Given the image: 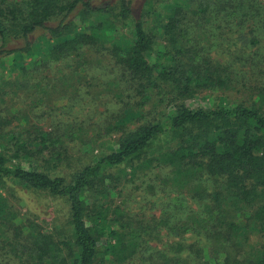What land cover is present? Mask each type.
I'll list each match as a JSON object with an SVG mask.
<instances>
[{"label":"trees","instance_id":"trees-1","mask_svg":"<svg viewBox=\"0 0 264 264\" xmlns=\"http://www.w3.org/2000/svg\"><path fill=\"white\" fill-rule=\"evenodd\" d=\"M88 47L115 59L140 106L156 91L172 109L71 180L25 166L29 140L0 134V220L18 218L8 198L18 186L70 207L71 241L55 242L30 219L15 223L8 242L23 264H97L104 237L116 264H264V0H0V66L10 58L26 76L28 64ZM214 51L229 54L215 61ZM9 85L0 76L1 97ZM231 86L245 98L220 93ZM199 92L216 95L211 106L187 104ZM47 140L42 133L38 153ZM125 165L167 169L156 220L127 204L111 211L108 182H120Z\"/></svg>","mask_w":264,"mask_h":264},{"label":"rangeland","instance_id":"rangeland-1","mask_svg":"<svg viewBox=\"0 0 264 264\" xmlns=\"http://www.w3.org/2000/svg\"><path fill=\"white\" fill-rule=\"evenodd\" d=\"M216 52L213 54L215 61L224 62L226 53L229 54ZM79 58L84 61L78 63ZM7 62L0 66V76L11 82L9 93L0 96V134L16 133L29 140L28 147L33 152L29 156L23 155L25 166L32 164L43 172L61 175L67 180L86 165L94 163L100 155L111 152L126 135L146 123L161 119L172 109L171 104L160 103L156 91L152 92L151 101L140 106L141 95L125 89L121 81V66L106 52L91 47L79 56L73 55L68 61L28 64L26 76L20 75L19 69L12 70L10 58ZM220 93L232 102L245 98L232 86ZM130 94L133 95L131 98ZM215 96L199 92L188 99L187 104L208 107L215 101ZM42 133L48 136V147L38 153L43 147L38 144ZM9 138L10 135L4 138L6 145ZM122 169L126 175L120 182H108L112 187L111 211L117 207L122 209L127 204L134 215L156 220L161 210L153 202L159 203L168 197L161 190L166 186L164 176L167 169L152 166L134 170L130 165L122 166ZM119 170L120 167L111 172L116 175ZM151 186L155 187L154 192L148 190ZM10 191L8 198L18 218L14 220L8 214L6 220H0V264H23L8 242L12 240L9 237L13 236L16 222L24 226L30 219L38 230L51 235L55 242L71 241L68 201L45 191H30L19 186ZM107 242L108 237L99 241L101 255L97 264L117 263L116 256L106 249ZM168 242L164 235L152 244L161 248ZM67 251L69 248L65 253Z\"/></svg>","mask_w":264,"mask_h":264}]
</instances>
